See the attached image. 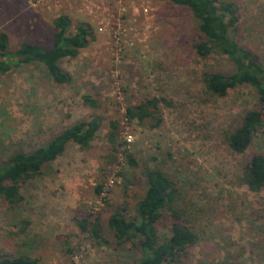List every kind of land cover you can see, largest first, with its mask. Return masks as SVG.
Masks as SVG:
<instances>
[{"label": "rangeland", "instance_id": "obj_1", "mask_svg": "<svg viewBox=\"0 0 264 264\" xmlns=\"http://www.w3.org/2000/svg\"><path fill=\"white\" fill-rule=\"evenodd\" d=\"M230 1L237 8L235 42L264 64V0ZM59 14L71 32L88 22L94 39L60 61L67 84L54 83L39 64L0 73V161L80 118H98L99 128L85 150L68 142L21 186L17 204L0 200V253L28 254L40 264H135L129 251L94 244L73 218L98 216L106 227L121 203L131 215L147 165L173 180L180 222L198 238L174 264H264V187L251 192L239 180L249 157L264 152V122L241 153L224 140L243 110L264 111V104L246 85L224 97L206 92L203 71L225 74L233 67L216 51L195 54L189 10L163 0H0V31L10 49L24 41L48 46ZM150 97L165 100L158 126L125 118L127 106ZM123 148L137 166L125 162ZM167 220L158 225L161 238Z\"/></svg>", "mask_w": 264, "mask_h": 264}, {"label": "trees", "instance_id": "obj_2", "mask_svg": "<svg viewBox=\"0 0 264 264\" xmlns=\"http://www.w3.org/2000/svg\"><path fill=\"white\" fill-rule=\"evenodd\" d=\"M185 7L196 22L197 39L191 45L197 56L206 58L212 51L224 55L232 64L230 73L203 71L202 83L207 93L224 97L228 90L246 85L252 88L257 100L264 104V64L255 54L238 45L233 35L236 30L237 8L230 0H163ZM48 46L20 42L14 49L8 46L7 34L0 31V73L11 67L39 64L56 84H67L69 73L61 68L62 59H73L80 49L93 39L88 22H79L71 32L67 16L57 15ZM94 105L93 100H87ZM163 98H144L125 108L124 116L139 124L156 127L161 122L158 105ZM264 122V111L245 109L239 123L225 133L224 140L230 150L243 152L252 141L253 134ZM99 128L96 117L80 118L61 128L43 143L27 150H13L0 161V200L9 205L17 204L22 196L21 186L42 173L43 169L60 155L68 142L80 150L90 146ZM125 162L132 167L137 162L128 149H122ZM145 180L142 196L128 216L124 203L114 206L102 227L98 216L73 218L78 230L96 245H109L116 251L126 250L133 254L135 264L177 263L187 249L197 241V235L182 224L185 217L175 207L176 188L173 180L158 168L141 167ZM241 184L251 192L264 187V152L253 153L242 166ZM101 192L100 186L94 193ZM165 213L167 214L165 216ZM167 220V236L161 238L158 225ZM108 235V237L106 236ZM70 251V250H69ZM0 264H40L38 258L24 253H0Z\"/></svg>", "mask_w": 264, "mask_h": 264}, {"label": "built area", "instance_id": "obj_3", "mask_svg": "<svg viewBox=\"0 0 264 264\" xmlns=\"http://www.w3.org/2000/svg\"><path fill=\"white\" fill-rule=\"evenodd\" d=\"M127 140H129V138Z\"/></svg>", "mask_w": 264, "mask_h": 264}]
</instances>
